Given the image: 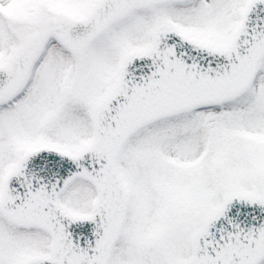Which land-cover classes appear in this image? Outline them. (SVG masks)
<instances>
[{
  "label": "snow or ice",
  "instance_id": "snow-or-ice-1",
  "mask_svg": "<svg viewBox=\"0 0 264 264\" xmlns=\"http://www.w3.org/2000/svg\"><path fill=\"white\" fill-rule=\"evenodd\" d=\"M0 264H264V0H0Z\"/></svg>",
  "mask_w": 264,
  "mask_h": 264
}]
</instances>
